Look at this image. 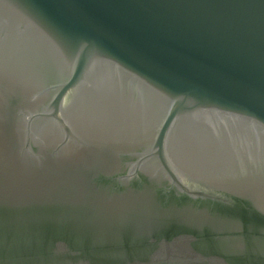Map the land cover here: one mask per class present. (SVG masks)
Here are the masks:
<instances>
[{
    "label": "water",
    "instance_id": "1",
    "mask_svg": "<svg viewBox=\"0 0 264 264\" xmlns=\"http://www.w3.org/2000/svg\"><path fill=\"white\" fill-rule=\"evenodd\" d=\"M0 264H264V0H0Z\"/></svg>",
    "mask_w": 264,
    "mask_h": 264
}]
</instances>
